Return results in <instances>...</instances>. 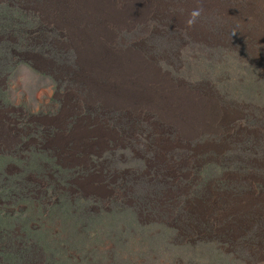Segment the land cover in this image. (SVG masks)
I'll return each mask as SVG.
<instances>
[{"label": "rangeland", "instance_id": "1", "mask_svg": "<svg viewBox=\"0 0 264 264\" xmlns=\"http://www.w3.org/2000/svg\"><path fill=\"white\" fill-rule=\"evenodd\" d=\"M35 260L264 264V0H0V264Z\"/></svg>", "mask_w": 264, "mask_h": 264}, {"label": "bare ground", "instance_id": "2", "mask_svg": "<svg viewBox=\"0 0 264 264\" xmlns=\"http://www.w3.org/2000/svg\"><path fill=\"white\" fill-rule=\"evenodd\" d=\"M126 81H127V84L129 85L128 87L113 89V91L115 92L116 95H121V94H124V92H126L127 94L135 93L139 98H144V96L146 94V96L148 98H151V96H152L154 99H156L160 94H162L164 105L169 104V107H167L170 109L169 112L173 111L172 112V114H173L174 112L180 111L181 115L187 119L186 121H188L187 126L196 124V120H193V119L195 118V115L197 113H200V110H199L200 107L198 108V106H196V105L188 106L186 104V102H181V101L179 102V101L175 100L173 97H170L164 91L160 92L158 90L156 92H153L151 90H148L146 92L140 93V90H137L135 92V88L133 87L132 83L127 79H126ZM116 92H118V93H116ZM183 123H185V122H183Z\"/></svg>", "mask_w": 264, "mask_h": 264}, {"label": "clouds", "instance_id": "3", "mask_svg": "<svg viewBox=\"0 0 264 264\" xmlns=\"http://www.w3.org/2000/svg\"><path fill=\"white\" fill-rule=\"evenodd\" d=\"M201 14V9H197V10H194L191 14H190V18L188 19L187 21V24L189 26H192L196 23L198 17L200 16Z\"/></svg>", "mask_w": 264, "mask_h": 264}, {"label": "trees", "instance_id": "4", "mask_svg": "<svg viewBox=\"0 0 264 264\" xmlns=\"http://www.w3.org/2000/svg\"><path fill=\"white\" fill-rule=\"evenodd\" d=\"M25 256V255H24ZM25 258V257H24ZM30 261H32V260H29L28 262H30ZM29 264H41L38 260H35V261H33V262H31V263H29Z\"/></svg>", "mask_w": 264, "mask_h": 264}]
</instances>
